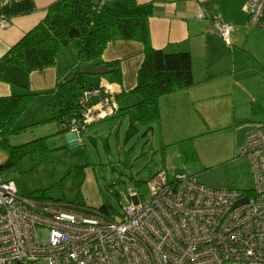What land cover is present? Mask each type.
Returning <instances> with one entry per match:
<instances>
[{
    "label": "built area",
    "instance_id": "obj_1",
    "mask_svg": "<svg viewBox=\"0 0 264 264\" xmlns=\"http://www.w3.org/2000/svg\"><path fill=\"white\" fill-rule=\"evenodd\" d=\"M243 9L246 25L264 33V0H246ZM196 18L212 20L230 42L232 23L202 6ZM8 23L0 18V27ZM118 109L111 84L86 86L67 132ZM237 155L249 164L250 188H212L196 174L159 168L146 181L148 197L134 193L117 216L25 196L0 171V264H264V123L246 134Z\"/></svg>",
    "mask_w": 264,
    "mask_h": 264
},
{
    "label": "crops",
    "instance_id": "obj_2",
    "mask_svg": "<svg viewBox=\"0 0 264 264\" xmlns=\"http://www.w3.org/2000/svg\"><path fill=\"white\" fill-rule=\"evenodd\" d=\"M53 1L55 0H0V18H5L9 22L6 27H0V98L20 94L25 90L38 93L25 111L16 118L12 134L16 137L25 130L35 131L37 133H33V137L46 136L47 146L55 153L58 149L69 151L76 145L84 146L85 137L95 139L92 125L99 126L106 119H123L125 114L129 118L128 121L135 118L131 106L139 97L129 91L136 84L137 71L144 54L143 45L139 41L123 39L109 41L101 53V59L104 62L114 60L119 62L121 82H109L107 76L96 75L87 83L95 86L111 84L116 90L118 112L79 132H58L60 126L56 119L57 110L53 104L51 91L58 79L62 80L76 67L73 53L63 47L54 66L30 72H25L15 65H6L1 60V56L10 46L44 18L48 5ZM98 2L103 9L114 13L133 10L146 12L152 47L164 48L168 52L184 50L190 52L193 84L185 89L162 95L159 98V120L141 126L151 131L153 139L157 137L161 161L156 170L165 168L169 172L177 171V143H197L199 139L223 130L230 131L231 134L229 145L225 151L223 150L224 154L220 160L230 161L234 158L246 160L237 154L244 144L246 134L261 123L252 117L253 103L260 97V93L251 89L245 92L241 88L239 69L235 63L236 55L249 53L259 60L264 69V36L260 29L246 25L247 13L243 9L246 0H98ZM198 6L235 26L229 43L222 40L212 20L196 18ZM75 44L78 45V42ZM221 77L224 78L223 81L220 80L223 79ZM53 139L59 140L60 145L55 143L50 145L48 142ZM206 162H209L208 158L199 163L202 166L208 164ZM88 164H82L85 165L84 175L88 183L85 184L86 180L82 182L81 196L87 206L98 207L103 202L101 186Z\"/></svg>",
    "mask_w": 264,
    "mask_h": 264
},
{
    "label": "trees",
    "instance_id": "obj_3",
    "mask_svg": "<svg viewBox=\"0 0 264 264\" xmlns=\"http://www.w3.org/2000/svg\"><path fill=\"white\" fill-rule=\"evenodd\" d=\"M147 19L148 14L141 11L110 12L103 9L98 0H55L48 5L44 18L10 46L1 56V60L6 65H15L30 72L54 66L63 47L73 53L76 67L62 80L58 79L51 91L57 110L56 119L60 126L58 132H67L71 118L78 113L81 90L91 85L87 83V74L80 70L103 65L110 72L102 76H107L109 82L119 83V62L102 61L103 49L109 41L116 39L141 42L144 58L137 71L136 84L129 91L139 99L131 106L135 118L127 123L125 139H128L141 126L159 120V98L162 95L185 89L194 82L190 52H168L164 48L152 47ZM76 41L78 45L75 44ZM37 95L36 92L25 90L20 94L0 98V146L8 152L6 159L0 163V171L17 167L26 158L33 161L52 157L53 150L47 146L46 136L35 137L19 144H10L7 138L14 131L16 118ZM31 166L35 167V163ZM84 166H73L78 187L71 201H64L62 196L54 198L51 195L55 184L32 190L23 188L20 193L43 201L55 200L87 206L80 191ZM113 194L117 196L116 191ZM96 211L108 216L114 213L112 206L105 200L96 207Z\"/></svg>",
    "mask_w": 264,
    "mask_h": 264
},
{
    "label": "rangeland",
    "instance_id": "obj_4",
    "mask_svg": "<svg viewBox=\"0 0 264 264\" xmlns=\"http://www.w3.org/2000/svg\"><path fill=\"white\" fill-rule=\"evenodd\" d=\"M261 32L264 36L262 30ZM235 63L239 69V82L243 91L247 92L251 89L260 93V97L253 103L252 117L264 123V69L259 60L249 53L237 54ZM95 77L96 75L87 74L86 80L91 82ZM220 80L223 81L224 78ZM128 119L125 114L123 119H106L99 126L92 125L95 139L85 137L84 146L76 145L69 151L58 149L55 153L53 152L51 158L45 160L32 161L26 158L17 167H12L6 172L15 178L20 190L23 188L32 190L55 184L51 195L54 198L62 196L64 201H71L78 187L73 166L89 163L88 167L91 168L101 186L103 200L112 206L113 214L117 216L122 204L128 203L134 193H137L141 200L148 197L146 181L161 161L157 137L153 139L148 128L141 127L134 136L125 139ZM33 133L37 132L25 130L16 137L10 133L8 142L22 143L32 139ZM230 134V131L223 130L203 137L197 143H177V172L196 174L200 183L212 188H250L252 181L246 160L235 158L230 161L220 160L224 154L223 150L229 145ZM48 143L60 145L59 140L55 139ZM7 155V150L0 146V163L6 159ZM204 158H208L209 162L201 166L199 162H203ZM33 162L35 167L31 166ZM85 180L84 175L82 182L84 183ZM87 183L86 180L85 184ZM106 184L109 185L105 186ZM113 191L117 192V196L113 194ZM38 234L42 236V229H38Z\"/></svg>",
    "mask_w": 264,
    "mask_h": 264
},
{
    "label": "water",
    "instance_id": "obj_5",
    "mask_svg": "<svg viewBox=\"0 0 264 264\" xmlns=\"http://www.w3.org/2000/svg\"><path fill=\"white\" fill-rule=\"evenodd\" d=\"M81 73L92 74V75H103L110 72V69L105 66H97L94 68H84L80 70ZM72 76V75H71ZM69 76V77H71ZM68 77V78H69ZM242 201H246V197L242 198Z\"/></svg>",
    "mask_w": 264,
    "mask_h": 264
}]
</instances>
